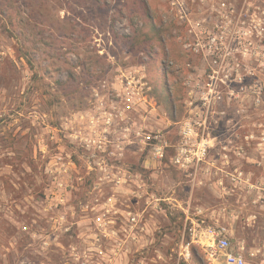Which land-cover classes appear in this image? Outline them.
Returning a JSON list of instances; mask_svg holds the SVG:
<instances>
[{
  "label": "rangeland",
  "instance_id": "1",
  "mask_svg": "<svg viewBox=\"0 0 264 264\" xmlns=\"http://www.w3.org/2000/svg\"><path fill=\"white\" fill-rule=\"evenodd\" d=\"M11 1L0 264H205L207 226L264 264V0Z\"/></svg>",
  "mask_w": 264,
  "mask_h": 264
},
{
  "label": "built area",
  "instance_id": "2",
  "mask_svg": "<svg viewBox=\"0 0 264 264\" xmlns=\"http://www.w3.org/2000/svg\"><path fill=\"white\" fill-rule=\"evenodd\" d=\"M136 83H139V80L135 82L134 77L126 79L123 83L125 89L122 98L124 110H130L134 104L133 99H138L140 92L135 90ZM153 140L156 142L151 145L152 157L154 159H161L163 148L166 147V144H159L158 137H154ZM176 162H179V159ZM131 220L134 221V218ZM223 232L224 228L214 229L210 226L205 227L203 230L191 229L190 241L199 245L204 252L205 264H245L246 254L250 257L258 254L259 251L248 252L243 242L234 245L224 236ZM185 255L188 256V252Z\"/></svg>",
  "mask_w": 264,
  "mask_h": 264
},
{
  "label": "trees",
  "instance_id": "3",
  "mask_svg": "<svg viewBox=\"0 0 264 264\" xmlns=\"http://www.w3.org/2000/svg\"><path fill=\"white\" fill-rule=\"evenodd\" d=\"M0 3H2L3 5H7V10H11L12 9V4H13V1L11 0H0ZM0 12L2 14H4L5 12L2 10V8L0 7ZM190 252H191V255L193 257H195V252H196V249L194 247H191L190 249Z\"/></svg>",
  "mask_w": 264,
  "mask_h": 264
}]
</instances>
